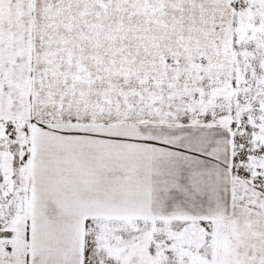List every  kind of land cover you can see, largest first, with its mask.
Returning <instances> with one entry per match:
<instances>
[{
  "label": "snow or ice",
  "instance_id": "obj_1",
  "mask_svg": "<svg viewBox=\"0 0 264 264\" xmlns=\"http://www.w3.org/2000/svg\"><path fill=\"white\" fill-rule=\"evenodd\" d=\"M0 264H264V0H0Z\"/></svg>",
  "mask_w": 264,
  "mask_h": 264
}]
</instances>
